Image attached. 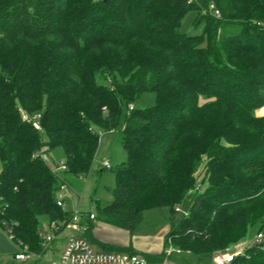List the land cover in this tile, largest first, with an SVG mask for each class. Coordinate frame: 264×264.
I'll list each match as a JSON object with an SVG mask.
<instances>
[{"label": "trees", "instance_id": "16d2710c", "mask_svg": "<svg viewBox=\"0 0 264 264\" xmlns=\"http://www.w3.org/2000/svg\"><path fill=\"white\" fill-rule=\"evenodd\" d=\"M189 12L201 33L181 31ZM145 92L154 105L135 108ZM124 105L114 199L83 235L135 252L96 239L94 222L133 235L146 210L168 207L151 263L172 245L212 264L256 228L262 242L233 264H264V0H0V193L13 241L39 250V218L70 214L56 204L64 177L40 155L61 147V173L83 179ZM22 111L39 113L40 129Z\"/></svg>", "mask_w": 264, "mask_h": 264}, {"label": "rangeland", "instance_id": "374dc122", "mask_svg": "<svg viewBox=\"0 0 264 264\" xmlns=\"http://www.w3.org/2000/svg\"><path fill=\"white\" fill-rule=\"evenodd\" d=\"M195 18V12H189L181 21V31L187 35H196L201 33L202 27H196L193 25ZM155 94L153 92L143 93L134 103L135 108L144 109L154 105ZM263 109V108H262ZM264 110V109H263ZM261 111V110H260ZM260 111H257L258 116H262ZM128 112L127 105H124L118 128L116 131L100 132V144L96 154L95 161L92 165V169L88 176L82 178H74L71 176L64 175V195L67 202V209L73 211L79 206V210L85 214L89 212L96 213V205L106 206L110 204L114 199V188L116 184L115 168L125 161L126 153L120 143L121 130L124 127L125 115ZM65 159L64 151L61 147H57L45 152L46 162L56 167L60 165ZM108 161L112 168H103L102 162ZM179 216V215H178ZM170 210L168 207H156L148 209L143 214V220L137 228L133 236H141L143 238H151L147 243L155 244L159 243L163 231L169 226ZM178 218V217H177ZM50 219L47 216H41L39 218V226L43 227L49 223ZM93 230L91 231L94 235V228L96 226L97 236L101 239H112V230L106 223L95 221ZM87 223L82 225L80 231L67 230L65 231L58 242L53 244L48 252L43 256L44 261H52L58 257L62 247L68 239L78 235L79 233L84 234L87 231ZM257 236L256 228H251L247 236L232 250L250 247L254 244ZM92 244L97 249H102V245L97 240H92ZM106 245H110L106 243ZM174 248V247H173ZM21 247L0 227V264H34L36 258L21 261L16 260L14 255L21 252ZM139 251V250H137ZM170 261L178 264H196L195 258L188 253L181 252L178 248H174ZM154 264V263H152ZM157 264V263H155Z\"/></svg>", "mask_w": 264, "mask_h": 264}, {"label": "built area", "instance_id": "2783aa9c", "mask_svg": "<svg viewBox=\"0 0 264 264\" xmlns=\"http://www.w3.org/2000/svg\"><path fill=\"white\" fill-rule=\"evenodd\" d=\"M214 12L217 17L220 15L217 9ZM129 108L132 109L133 105L130 104ZM40 117L41 115L39 113L30 114L27 111H22L23 120L31 123L36 129H40ZM37 156V154L34 155V157ZM40 157L46 162L45 155H40ZM102 165L103 168H111V165L108 161H103ZM64 170H66V165L65 163L61 162L60 165L54 167L53 172L62 180L63 178L61 177V171ZM63 189L64 181L60 190L56 194V204L62 208V210L69 211L67 209V202L64 198L65 195ZM5 208L6 204L2 194L0 193V227L5 230L13 240L14 233L12 231V227L10 226L11 224H9L8 221L3 218ZM175 210L180 215L189 214V212L183 209L182 206H176ZM69 212L70 214L67 218L52 219L47 225L40 227L38 231V236L41 240L39 250H33L28 244L24 243L20 239L15 240V242L20 245L22 250L21 252L16 253L14 258L21 261L36 258L34 264H152L143 252L97 249L82 233H79L78 235H75L74 237H71L65 241L57 258L52 261H44L43 256L48 252V250H50L53 244L59 241L61 235L65 231L71 229L74 231H80L84 223H87L88 220H93L95 218L94 212L85 214L79 210V206L73 211ZM262 240L263 234L258 233L255 243H261ZM173 251L174 248L172 245H170L166 249V258L160 264H166ZM243 253L244 250L242 249L217 252L213 256L212 264H233L234 259Z\"/></svg>", "mask_w": 264, "mask_h": 264}, {"label": "crops", "instance_id": "0c3cea01", "mask_svg": "<svg viewBox=\"0 0 264 264\" xmlns=\"http://www.w3.org/2000/svg\"><path fill=\"white\" fill-rule=\"evenodd\" d=\"M109 226L111 229H113L112 235L114 237H112V239H101L100 237H98L96 226L94 228V237L98 240L105 242V243H108V244H111L114 246H118V247L131 246L135 251L139 250V252H143L146 254H159L162 252V250L164 249V237L169 230V226L166 229H164V231H163L164 235H162L160 242L159 243L157 242L153 245V244H151L152 242L147 243V241H150L151 238H143L141 236L140 237L139 236H133L127 230H123V229L114 227L112 225H109ZM240 249H243V248L241 247ZM166 264H178V263L170 261V259H169Z\"/></svg>", "mask_w": 264, "mask_h": 264}]
</instances>
